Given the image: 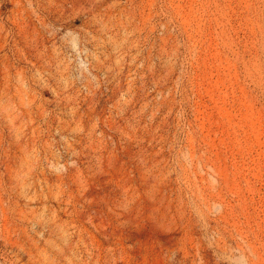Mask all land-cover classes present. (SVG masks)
Listing matches in <instances>:
<instances>
[{"label": "rangeland", "instance_id": "374dc122", "mask_svg": "<svg viewBox=\"0 0 264 264\" xmlns=\"http://www.w3.org/2000/svg\"><path fill=\"white\" fill-rule=\"evenodd\" d=\"M0 264H264V0H0Z\"/></svg>", "mask_w": 264, "mask_h": 264}]
</instances>
